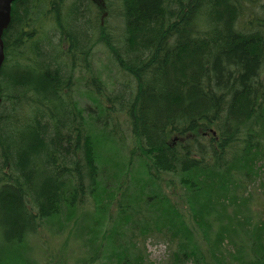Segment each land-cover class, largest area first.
Wrapping results in <instances>:
<instances>
[{"label":"trees","instance_id":"16d2710c","mask_svg":"<svg viewBox=\"0 0 264 264\" xmlns=\"http://www.w3.org/2000/svg\"><path fill=\"white\" fill-rule=\"evenodd\" d=\"M119 2L120 47L103 27L108 0L12 5L0 71V264H26L17 247L55 218L73 223L88 197L98 206L80 234L96 258L151 264L136 240L153 236L171 244V264H264V198L249 193L264 170V0ZM98 42L128 77L93 122L106 132L117 112L128 117L137 146L121 162L109 132H88L72 99ZM89 86L106 96L99 78Z\"/></svg>","mask_w":264,"mask_h":264},{"label":"rangeland","instance_id":"374dc122","mask_svg":"<svg viewBox=\"0 0 264 264\" xmlns=\"http://www.w3.org/2000/svg\"><path fill=\"white\" fill-rule=\"evenodd\" d=\"M101 1L102 0H100V2ZM108 1L111 2V7L113 6V12L112 15L106 19L103 27L112 43L117 47H120L122 39L121 34L123 32V24L118 18V13H120V2L119 0ZM97 5L99 7L102 6L101 3H97ZM45 30L51 33L53 27L49 26ZM98 38L99 34L98 37H96V40H98ZM93 76L99 78L105 85V97H99L95 93H92V88L89 84ZM75 78H78V82L72 93V99L79 104L84 116V123L88 127V132L91 130V132L95 133L97 137H101L103 133L106 134L108 131V134L112 137L107 136V138L115 142L117 145L115 147L117 161L121 162L122 159L125 160L132 149L130 147L137 146L131 133L128 117L121 112H117L111 119V122L106 125V127H108L106 132L101 131L98 126L93 127V122H96V117H100V119L104 121L105 118L103 117L101 108L107 109V107H110L108 104V96L112 95V93L117 90L119 83L124 84L128 82V77L123 75L119 71L115 62L112 61L107 46L102 42H98L94 47L92 59H89V69L83 71L79 70L75 73L74 81ZM97 102H100L101 105L99 109H97ZM24 113V109L21 110L20 114L24 115ZM99 124L101 125L102 122H99ZM93 128H95V131H98L95 132ZM113 135H116L117 137H114ZM111 147V143L109 145L107 142L102 143V146H100L99 149L103 153L102 155L104 158V154L107 155ZM133 171L137 172V174L142 172L138 164L135 165ZM172 179L173 176L171 175H162L160 184L167 194L171 193V188L166 182ZM260 184H264V170L260 179H257V181L249 188V193L256 194L255 196L262 200L264 198V185L261 186ZM173 199L175 200L177 198L174 196ZM252 205L255 204L252 203ZM97 206L98 203L93 198L88 197L86 204L77 212L73 223L68 225L61 218H55L44 223L42 228L36 234L32 235L27 242L17 247V249H19L18 253L23 257L22 260L25 261L26 264H113L109 261H105L104 256L102 257L100 255L96 258L94 252L89 251L86 246V237H83L80 234L81 229L85 226L92 225L94 220L93 215H95ZM113 210L115 209L113 208ZM95 218L97 219V217ZM61 224L64 225V228L59 230L62 227ZM127 229V234L130 236V228L128 227ZM1 238L2 233L0 229V239ZM126 239L127 238L124 240L126 241ZM136 243L138 248H145L148 255V261L151 264H171V244L169 241L164 240L161 237L157 238L151 236L144 242L136 240ZM12 252L17 253L15 250ZM10 254L6 256L3 255L2 258H10L12 255ZM91 258L95 260L92 261Z\"/></svg>","mask_w":264,"mask_h":264},{"label":"water","instance_id":"95a60500","mask_svg":"<svg viewBox=\"0 0 264 264\" xmlns=\"http://www.w3.org/2000/svg\"><path fill=\"white\" fill-rule=\"evenodd\" d=\"M18 0H0V71L5 60L3 34L11 23L12 5ZM1 91H0V104Z\"/></svg>","mask_w":264,"mask_h":264},{"label":"flooded vegetation","instance_id":"af4514ba","mask_svg":"<svg viewBox=\"0 0 264 264\" xmlns=\"http://www.w3.org/2000/svg\"><path fill=\"white\" fill-rule=\"evenodd\" d=\"M5 62H6V59H5Z\"/></svg>","mask_w":264,"mask_h":264}]
</instances>
